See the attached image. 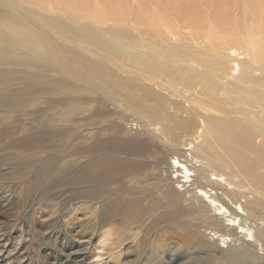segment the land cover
<instances>
[{"label":"bare ground","instance_id":"obj_1","mask_svg":"<svg viewBox=\"0 0 264 264\" xmlns=\"http://www.w3.org/2000/svg\"><path fill=\"white\" fill-rule=\"evenodd\" d=\"M243 2L253 16L251 27L230 25L229 17L221 11L227 0H217L215 12L206 25L199 10V3L204 4V0H139L136 7H128V13L120 2L110 0L105 11L111 20L117 22L120 12L123 18L128 14L134 24L148 23L156 30L149 34L151 39L133 36L105 40L97 22L83 10L91 0L90 3L89 0H0L3 10L0 104H10L4 92L22 82L30 85L29 91L17 94L12 101L16 104L55 94L53 84L80 87L83 83L82 94L59 99L54 109L78 108L82 119L98 111L95 116L100 119L90 120L94 121L92 127L89 121L81 129L76 125L65 131L44 130L26 138L22 135V139L17 138L8 147L10 157H34L47 152L51 148L49 143L63 146L71 138L82 140L72 156L66 155V158L73 157L66 165L58 168L51 159L44 158L45 171L35 169L32 181L24 182L34 186V190L46 186L42 198L55 197L59 187L85 186L71 202L86 206L94 218L77 227L72 237L97 246V254L89 259L91 264H100L103 260L101 250L107 252L110 264H123V250L132 248L123 249V246L137 237L135 231L139 229H143L144 238L136 247L141 249V255L146 252L149 260L173 239L180 240L179 246L191 250H215L214 245L194 231L196 224L224 237L233 232L251 236L252 228L260 226V234L254 236V243L259 244L264 235V224H261L264 223V0ZM172 4L177 10L168 11L167 7ZM66 12L75 16H68ZM177 17L194 30L196 34L189 33L195 41L210 47L200 49L212 52L214 66L197 55L174 50L170 43L159 48L157 41H152L157 39L156 34H162V29L168 35L178 32L173 25ZM86 20L89 23H84ZM56 25L58 32L54 31ZM235 27L244 30L242 38L233 33ZM61 35H64L63 43L56 39ZM224 35H229V39L231 36L230 44L219 40ZM66 37L72 43L91 44L93 52L82 53V57L73 54L74 63L67 56L75 51L66 45L69 42ZM48 53L55 54L48 55L54 62L48 59ZM100 58L114 66L103 63ZM6 67L13 69H2ZM19 67L33 69L38 75L22 73ZM42 72L60 73L68 78L59 83H42ZM115 112H121L120 120L109 117ZM76 130H81V135L74 139ZM8 135V131H0V142ZM180 146L183 150L178 151ZM165 156L170 158L169 169H176L172 174L184 175L178 176V180H185L177 182L182 187H176L163 184L159 177L155 189L162 196L156 197L154 188L144 187L140 178L149 176L148 171L164 173L160 162ZM72 161L80 163L76 174L68 171ZM172 174L170 180L174 182ZM60 175L64 176L60 178ZM121 180L129 188L114 185ZM188 195L191 204L184 205L181 202ZM249 196L253 200L243 202ZM144 201H148L147 205ZM245 213L251 223L244 220ZM30 230L29 254H35L37 263L61 264L47 262L42 250L49 243L31 226ZM99 231L101 240L96 241ZM151 235L155 238L149 243L147 238ZM215 254L209 257L208 264L222 259ZM233 256L231 259H236ZM66 264L88 263L72 259Z\"/></svg>","mask_w":264,"mask_h":264},{"label":"rangeland","instance_id":"obj_2","mask_svg":"<svg viewBox=\"0 0 264 264\" xmlns=\"http://www.w3.org/2000/svg\"><path fill=\"white\" fill-rule=\"evenodd\" d=\"M109 1L110 0H100L99 3H96L95 1L92 2L91 0L90 3L89 0L90 5L88 4V7L83 9L84 11L90 13V19L93 22H97L98 29H101L103 31V38L105 40H109V38H120L125 40L126 38L133 36L142 37L144 39H151L149 37V34H154L153 30H156V28H151L148 23L134 24L131 19H129L128 14L125 18H123V15L119 12V10L118 21L115 22L111 20L107 15L108 11H105L107 8V3ZM116 1L120 2V4L122 5L121 8L124 7L126 13L129 12L128 7L130 8L132 5L136 7L137 5L135 3L139 2V0H136V2H134L133 0H115V2ZM111 3L112 2H110V4ZM123 3L125 5H123ZM200 3H202V1ZM200 3L199 10L204 17L203 22L206 25L215 12L217 0H204V4ZM167 9L168 11L172 9L177 10V7L175 8L172 4L171 7L169 6V8L167 7ZM44 10H47V8L45 7ZM221 11H223L229 17L230 25H232L233 27L235 25H246L248 27H251V24L253 23L252 13L249 9L246 8L243 0H227V3L221 7ZM2 14L3 10L0 8V18ZM65 14L68 16H75L73 14H69L68 12H66ZM176 20L177 21L173 22V25H175V28L178 32H175V34L172 35H168L166 30L162 29V34H156L157 39H154L152 41H157L159 48L168 47L165 44L170 43L173 46L174 50H177L182 54L192 53L202 59H205L210 66H214L216 60L210 58L212 52H209V50H207L210 49V47L205 46L202 42L195 41L192 35L189 33H195L194 30L185 25L178 17L176 18ZM84 23H89V21L86 20ZM57 29L58 27L56 25L54 27V31L58 32ZM232 30L233 33L235 32V36L239 38H242L244 36L245 32L242 28L235 27ZM227 33L231 34L230 32ZM54 37L56 38L57 36ZM63 37L64 35H61L60 38L56 39L59 43H63ZM66 39L69 38L66 37ZM221 39L230 44L231 36L230 39L229 35L220 36L219 40ZM50 40L52 41V39ZM71 41L73 40L69 39V42L66 43V45L73 51H75V53L71 52L67 56L74 63L76 62L73 59V54L82 57V53L93 52L91 44H88V46H86L85 43H72ZM202 46L207 49H200ZM48 55L55 54H47L48 59L54 62L55 60H53V58ZM244 56V54L241 55V57ZM245 58L247 60L250 59L249 57ZM99 60L110 66H114L107 59L100 58ZM2 69L13 68L6 67ZM18 69H20L19 71L22 70V73L29 72L30 74L28 75H38L37 71L33 69L31 70L30 68L19 67ZM42 74V83H59L60 81L66 80L68 78L67 75L54 72H42ZM123 74L126 75L125 73ZM53 85L54 87L52 88L56 90L55 94L40 95L30 100L19 101V103L16 104L12 101H14V98H16L17 94L27 93L30 87V85H27V83L24 82L16 84L15 86H11L13 89L10 87L4 92V95L9 97L11 103L6 105L4 104V102H2V104H0V131L9 132V135L7 137L9 139H3L0 142V264H38L35 254H29V250L31 249H29V245L32 243V232L30 230V226L32 227L33 231L42 234L44 240L49 243L47 249L42 250V255L46 257V260L49 263L53 262L66 264L73 259L76 260L77 263L86 261L88 264H91V262H89V259L91 258L92 254H97L98 252V250L96 249L97 246L88 243L86 240L78 241L72 237L75 234V230L77 229V227L86 225L88 223V219L90 220L94 218L92 216V212L90 211V209H86V206L80 207L81 204L77 205L76 203L71 202L80 194V190H84L85 186L69 185L59 187L55 191V197L50 198L47 196L45 198H42V194L47 189L46 186H42L39 189L34 190V186L28 185L24 182L25 180H27L28 182L30 180L32 181L35 169L45 171L44 167L46 166V161H44V158L48 157L49 159H51L54 162V165H57L58 168L66 165L73 159V157L66 158V155L69 153L70 155L74 153L75 146H81L82 140H79V142L74 140L72 141L71 138L69 142H66V144H64L63 146L60 143H49V146H51V148L47 152L39 156H23L20 158H18V156H14L15 158L10 157L11 150L8 147L14 140L22 139L23 137L26 138L30 135H33V133L35 134L39 131L44 130L59 132L65 131L67 128L75 127L76 125L81 129L83 128V123L87 126V122H89L90 120L100 119L99 116H95L98 111H94L95 114L92 113L90 114V116H84L83 118L85 119H82L80 110H78V108L54 109V103L56 101L58 102L59 99L66 97L75 98V96L82 94V86H84L83 83H80V87L79 85H75L72 87H63L58 84ZM188 106L189 104L186 105V107ZM122 109L123 108H120V111H122ZM72 112L73 114L71 115ZM120 115L121 112H115L114 115H111L109 117H114L115 119L120 120ZM64 118L66 119L64 120ZM67 120L72 122L66 123ZM130 120H134V118L131 117ZM92 123L94 124V121H90L89 125L91 127ZM105 126L109 127L107 123L105 124ZM142 129L143 128H138V130ZM133 130L134 132L137 131L136 125L135 127H133ZM74 133L75 139L78 137V135H81V130H76L74 131ZM22 135L23 137L21 138ZM177 148L179 149L178 151L183 150V146ZM192 151L193 150L185 152L187 155H190ZM161 160L162 161L160 162V166L164 168V173H161L160 171L158 172V174H153L154 171H148L147 174L149 176L146 175L140 178L143 182L144 187L150 189L154 188V196L156 197L162 196V194L160 192H157L158 190L155 189V185L157 184V180L159 179V177L160 179H163V184H169L172 186L175 184L176 187L179 186L177 182H182L185 180H178V176L183 177L184 175L172 174V172H175L176 169H169V157L165 156ZM75 161H72L73 163L70 164L71 167L68 169V171H75L76 174L80 169V163H76ZM201 165L202 164H199L198 166ZM150 168L153 169L154 166L152 165L150 166ZM22 174L25 176L22 177ZM171 174L174 178V182L176 183L170 180ZM64 175H60V178ZM54 179L59 178L55 177ZM114 185H121L124 188H129V186L124 184V181L122 180ZM182 186L183 184H181L179 187ZM181 190L183 191L185 190V188ZM26 194L28 195L27 197ZM144 197L145 195L142 196V198ZM187 197L181 202L184 203V205L191 204V201L188 200L189 195ZM252 198L254 197L249 196L247 199H244L243 202L247 200L251 201L253 200ZM205 201L210 204L209 199H205ZM144 203V205H147L148 201H144ZM220 217L224 218V215H221ZM244 220H247V222L251 223L250 216L248 218V215L246 213L244 214ZM193 229L194 231L197 230L196 232L199 237L205 239L207 242H209V244L214 245L216 251L213 248H198L197 250H191L186 246H179L180 240L173 239L169 242V246H166L159 253H155V255L152 256V259L149 260L147 253L145 252L141 255V249L136 247V243L144 238L143 229H139L135 231L137 233V237L133 240H129L123 246V249L132 247L130 250H123V264H129L131 262L135 264H208L210 259L209 257L215 253V255L222 258L221 260H217L215 264H239L241 262L242 264H264V235L260 238L259 244L257 243L256 245V243H254V236H256V234H260V226H255V228H252V233H250L251 236H248L247 233L242 232L239 233V235H236L234 232L228 233V236L225 237L220 236V234L215 235L214 232L207 230L206 227L199 224H196ZM69 230L71 231L70 233ZM100 233V231L97 233L96 241L101 240ZM154 238V235L148 236L147 239L149 241L147 240V242L150 243L154 240ZM54 241H57L58 244H54ZM172 247L177 248L171 249ZM99 253L103 255V260L100 262V264H110V260L107 259V252L101 250V252ZM234 254V258L240 259L242 256L243 260H236L233 258L231 259V255ZM94 259L96 262L97 258L95 257Z\"/></svg>","mask_w":264,"mask_h":264}]
</instances>
